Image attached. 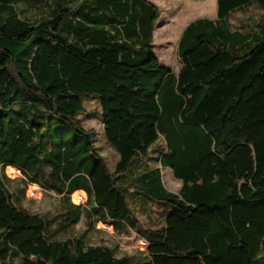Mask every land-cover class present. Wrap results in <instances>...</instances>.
Returning a JSON list of instances; mask_svg holds the SVG:
<instances>
[{"label": "trees", "instance_id": "obj_1", "mask_svg": "<svg viewBox=\"0 0 264 264\" xmlns=\"http://www.w3.org/2000/svg\"><path fill=\"white\" fill-rule=\"evenodd\" d=\"M216 1L215 18L184 29L175 72L154 52L151 0H54L34 21L16 5L46 0H0V264H264V16L231 23L264 0ZM84 95L100 101L114 169L80 117ZM30 184L48 210L27 205ZM150 200L159 225L133 207ZM100 221L147 252L92 243Z\"/></svg>", "mask_w": 264, "mask_h": 264}, {"label": "rangeland", "instance_id": "obj_2", "mask_svg": "<svg viewBox=\"0 0 264 264\" xmlns=\"http://www.w3.org/2000/svg\"><path fill=\"white\" fill-rule=\"evenodd\" d=\"M161 10L160 17L154 29V52L158 55L163 65L171 68L175 72L180 67L178 56V41L186 28L193 20L198 18H215L217 15L216 0H151ZM22 17L34 21L41 16L46 15L54 7V0H46L41 6L33 7L32 5L20 2L16 5ZM264 16V11L257 6L237 13L232 17L231 23L234 28H242L244 21L253 24L254 20ZM86 111L80 115L87 129H93L97 132L95 141L100 153L105 156L108 165L111 169L119 159L118 152L110 146L105 137L102 124V108L97 97L86 96L82 97ZM152 166H157L158 162L151 159ZM7 173L11 177L21 176L20 171L7 168ZM164 185L167 189L177 192L182 186V181L176 178L173 171L169 167H164L162 170ZM28 200L34 202L27 203L34 210H48L53 202L50 196L45 195L43 188L39 185L30 184L27 190ZM86 193L76 192L72 194V200L76 203L86 205ZM133 207L137 212L141 222L145 226L159 225L163 222V207L162 204L155 201H147L145 204L134 201ZM82 219L77 223V227L82 229L87 227ZM92 243H97L101 239L108 242L114 249L117 256L122 255H142L139 252L146 253L148 243L141 239L137 233L117 232L111 225L105 224L102 221L96 223L94 230L90 232Z\"/></svg>", "mask_w": 264, "mask_h": 264}, {"label": "crops", "instance_id": "obj_3", "mask_svg": "<svg viewBox=\"0 0 264 264\" xmlns=\"http://www.w3.org/2000/svg\"><path fill=\"white\" fill-rule=\"evenodd\" d=\"M118 161V160H117ZM79 191H82V190H79Z\"/></svg>", "mask_w": 264, "mask_h": 264}]
</instances>
